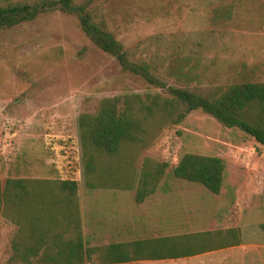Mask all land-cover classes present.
Here are the masks:
<instances>
[{
    "label": "rangeland",
    "instance_id": "1",
    "mask_svg": "<svg viewBox=\"0 0 264 264\" xmlns=\"http://www.w3.org/2000/svg\"><path fill=\"white\" fill-rule=\"evenodd\" d=\"M92 7L132 60L172 85L203 94L264 82V0H93ZM157 91L98 49L72 15L54 11L1 30L0 189L6 178L75 180L88 246L223 228L240 233L241 244L224 252L131 264H264V146L210 115L191 112L142 152L138 169L145 156L168 163L142 203L136 179L127 189L86 186L78 116L105 97ZM185 153L223 159L218 194L172 175ZM16 231L0 213V264H20L8 261Z\"/></svg>",
    "mask_w": 264,
    "mask_h": 264
},
{
    "label": "trees",
    "instance_id": "2",
    "mask_svg": "<svg viewBox=\"0 0 264 264\" xmlns=\"http://www.w3.org/2000/svg\"><path fill=\"white\" fill-rule=\"evenodd\" d=\"M93 0H0V31L60 11L74 16L87 38L113 57L124 72L157 92L102 98L94 112L78 116L83 176L88 188L127 189L137 180L135 201L155 192L168 167L145 156L162 132L195 111L236 128L264 146V82L212 86L201 94L168 83L144 62L132 60L97 16ZM175 178L203 185L218 194L225 163L218 156L185 153L172 168ZM75 180L6 178L0 213L17 225L8 261L20 264H131L140 260L189 257L241 244L237 228L140 238L88 246L82 231ZM264 231V223L261 224Z\"/></svg>",
    "mask_w": 264,
    "mask_h": 264
},
{
    "label": "crops",
    "instance_id": "3",
    "mask_svg": "<svg viewBox=\"0 0 264 264\" xmlns=\"http://www.w3.org/2000/svg\"><path fill=\"white\" fill-rule=\"evenodd\" d=\"M233 247H236V246L226 247V248H222V249L214 250V251H210V252H205V253L198 254V255H209V254H212L213 252H220V251H223L224 252L225 250H230ZM194 256H197V255H194ZM189 257H193V256H189ZM184 258H188V257H183V258H178V259H184ZM140 261H145V260H140Z\"/></svg>",
    "mask_w": 264,
    "mask_h": 264
}]
</instances>
